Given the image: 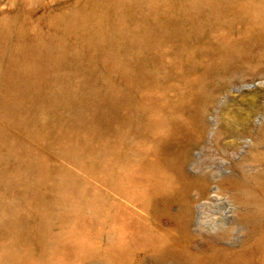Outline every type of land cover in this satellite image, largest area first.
<instances>
[{"label":"rangeland","instance_id":"1","mask_svg":"<svg viewBox=\"0 0 264 264\" xmlns=\"http://www.w3.org/2000/svg\"><path fill=\"white\" fill-rule=\"evenodd\" d=\"M69 17L103 20L109 43L139 27V44L123 65L96 46L77 65L111 81L86 98L110 103L103 126L32 128L0 106L8 144L25 145L0 155L18 213L0 228V264H264V84L226 97L234 77L264 76V0H0V99L7 51L85 48Z\"/></svg>","mask_w":264,"mask_h":264},{"label":"bare ground","instance_id":"2","mask_svg":"<svg viewBox=\"0 0 264 264\" xmlns=\"http://www.w3.org/2000/svg\"><path fill=\"white\" fill-rule=\"evenodd\" d=\"M72 18L69 17L62 28L79 31L85 48L79 49L67 39L58 44L40 41L34 45H19L4 55L11 64L12 71L4 78L10 94L0 99V106L11 118L32 128L59 119L75 126L86 127L90 123L103 126L102 114L110 107V103L95 111L93 106L86 103V98L100 97L108 93L111 81L100 64L95 66V63L91 62L92 65L85 69L77 65L85 59L88 60L87 54L83 58V53L94 46L96 49L107 51L105 63H128L132 59L135 46L139 44L136 38L139 35V27L133 31V27L129 31L126 30L121 40L109 43L107 40L111 31L106 28L103 20L90 19L88 25V22H81L87 18L77 20L81 23L75 22V17ZM8 136L0 127V155L3 164L25 147L20 141L14 142L13 145L8 144ZM33 168L31 163L29 171L32 172ZM255 182L258 187L264 188V179ZM261 193L257 194V199L264 204V194ZM17 215L15 206L4 200L0 189V228L12 226Z\"/></svg>","mask_w":264,"mask_h":264},{"label":"water","instance_id":"3","mask_svg":"<svg viewBox=\"0 0 264 264\" xmlns=\"http://www.w3.org/2000/svg\"><path fill=\"white\" fill-rule=\"evenodd\" d=\"M262 84H264V76L258 77L253 75L247 78L246 75H239L234 77L230 84V91L226 97L229 96L231 99H239L249 92L260 89Z\"/></svg>","mask_w":264,"mask_h":264}]
</instances>
